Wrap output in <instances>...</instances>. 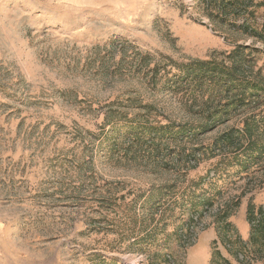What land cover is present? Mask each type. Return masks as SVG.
<instances>
[{"label":"rangeland","instance_id":"obj_1","mask_svg":"<svg viewBox=\"0 0 264 264\" xmlns=\"http://www.w3.org/2000/svg\"><path fill=\"white\" fill-rule=\"evenodd\" d=\"M216 15L201 0H0V264H210L216 214L227 207L249 242L248 207L264 210L262 164L225 171L209 147L244 117L264 116V92L255 111L170 142L168 168L111 151L123 115L148 113L160 126L202 121L209 93L168 85L167 61L180 75L193 62L232 65L228 56L250 47L244 56L264 80V38L244 30L264 34V6L231 11L234 25ZM218 191L192 222L193 200ZM218 250L241 264L220 242Z\"/></svg>","mask_w":264,"mask_h":264},{"label":"trees","instance_id":"obj_2","mask_svg":"<svg viewBox=\"0 0 264 264\" xmlns=\"http://www.w3.org/2000/svg\"><path fill=\"white\" fill-rule=\"evenodd\" d=\"M206 9L210 12L215 10L218 12L217 17L221 21H230V12L234 11L235 17H239L240 13L246 14L248 9H257L264 6L262 3H256L255 0H201ZM253 13V12H252ZM221 14V16H219ZM234 25L233 21H230ZM236 24V23H235ZM244 30L264 38V34L259 33L257 29L244 25ZM264 30V24L263 29ZM251 49L250 47H248ZM248 48L239 47L237 51L231 53L228 57L233 60L232 65L226 62H193L188 65H182L180 75H173L167 70V66L174 63L167 61L164 77L168 79L167 84L173 87L178 86H195L201 93H209L206 111L203 114L202 121L198 125L174 124L169 123L165 126L154 125L148 119V113L139 114L134 118L126 115L118 117L115 126L119 122L123 123L125 131L115 137L111 151L118 156H131L138 154V157H158L161 161L159 166L168 168L173 164V159L166 160L171 154L175 153L173 149L168 148L170 142L184 141L187 139H200L204 134L212 131L220 124L229 122L233 116L240 115L243 111H255L261 104L264 92V80L259 79L254 73L253 56H244L245 50ZM151 56L140 61V67L144 66ZM160 67L156 64V68L151 72L158 76ZM155 73V74H154ZM149 74V72H148ZM258 75H260L258 73ZM203 113V112H201ZM243 128L228 131L221 135L214 144L209 147L210 156L212 158L220 157L218 166L220 165L225 171L233 166L239 167L237 173L242 171L248 172L251 167L261 165L264 170V116L262 113L251 114L244 117ZM188 166L192 160L197 161V154L187 155ZM180 160L177 161L179 163ZM194 168V167H191ZM218 171L215 172L217 175ZM216 177V176H215ZM221 191L215 192L213 195H198L191 203V218L195 223V215L198 218L209 212L214 206L216 198ZM178 205V201L173 202ZM200 208H203L200 211ZM233 211L227 207L219 210L216 214V229L218 232V240L213 242L214 252L210 264H231L222 253L218 250V243L227 246L228 252L235 256H243L239 261L241 264H250L251 261L264 259V210L256 209L255 206L249 205L247 211V221L251 228L250 240L248 243L243 242L238 236L235 227L229 222V218ZM149 234V233H148Z\"/></svg>","mask_w":264,"mask_h":264}]
</instances>
